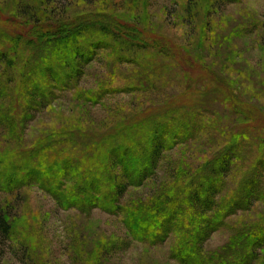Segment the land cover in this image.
Listing matches in <instances>:
<instances>
[{
    "label": "rangeland",
    "instance_id": "1",
    "mask_svg": "<svg viewBox=\"0 0 264 264\" xmlns=\"http://www.w3.org/2000/svg\"><path fill=\"white\" fill-rule=\"evenodd\" d=\"M105 15L120 25L116 28L119 35L157 41L166 48H129L119 44L117 37L93 30L74 36L73 43L84 48L101 38L109 44L95 46V56L81 63L73 52L68 53L69 67L56 57L66 49L65 40L55 39L56 35L47 40L23 34L33 27L45 33ZM0 17L7 21H1L8 27L1 28L3 35H17V29L25 35L19 56L28 44L24 62L16 70L0 63V83L9 88L0 99V109L11 116L12 124H0V168L1 161L38 167L41 159L44 166L53 168L47 157L55 156L60 162L76 158L85 164L96 163L102 141L96 133L113 135L115 124L137 120L147 109L167 105L189 88L196 89L193 102L182 106L198 113L197 120L188 125L199 128L192 135L186 131L179 136L142 185L127 188L116 212L94 206L62 207L36 182L11 187L0 183V218L10 226L9 235L0 231V264H183L171 256L179 234L171 232L157 244L136 239L126 225L128 209L176 189L179 175L186 170L189 174L201 171L213 155L231 158L224 185L216 195L218 208L225 213L224 205L236 194L245 196L239 188L242 177L264 160V0H0ZM131 26L138 30H129ZM14 40L2 39L0 45L11 58H16ZM50 48L56 53L44 54ZM194 58L195 65H200L195 76L187 72ZM46 65L62 66L68 86L58 88L59 82L42 70ZM153 66L159 67L149 69ZM216 79L223 80L245 107L229 106L214 85ZM37 82L49 92L37 104H30L24 87ZM253 119L258 125L250 132L245 127ZM236 135L242 142L237 150H228L229 140ZM44 142L51 148L42 151ZM258 171L262 185L258 195L253 193L251 206L226 216L203 241L208 260L217 257L235 236L264 226V169ZM241 249L237 255L244 257ZM254 253L252 264H264V247Z\"/></svg>",
    "mask_w": 264,
    "mask_h": 264
},
{
    "label": "trees",
    "instance_id": "2",
    "mask_svg": "<svg viewBox=\"0 0 264 264\" xmlns=\"http://www.w3.org/2000/svg\"><path fill=\"white\" fill-rule=\"evenodd\" d=\"M106 16L99 19L92 17L84 22L66 24L58 30L53 27L45 33H40L38 27H33V29L23 34H27L30 37H45L47 40L54 38L56 35L55 39L65 40L63 43H66V49L58 52L56 57H58L57 61L61 60L63 63H68L67 66L69 67L71 65L68 62L70 60L68 53L73 52L77 61L81 63L82 61L91 60L95 56L97 53V47L95 46H106L109 44L105 43L106 41L101 38L95 39L94 42L84 48H80L79 45L73 43L74 36L86 32L89 34L93 30L100 31L106 37H117L119 44L122 46L128 45L129 48L154 47L161 50L166 48L158 46L156 44L157 41L149 42L145 38L135 41L130 34L119 35L120 31H117L116 28L119 29L120 25L110 19H106ZM1 21L7 23L6 19L3 20L0 17V45L3 44L2 39L11 41L15 37L13 53L16 58H11L8 55L9 53L7 54L6 51L0 50V63H6L8 70H16L24 62V54H27L28 44L24 46L26 52L23 51L22 55L19 56L18 53H21V38L25 35H22L18 29L14 31L17 35L10 34L11 37L8 34L3 35L2 29L8 27L6 25L3 26ZM128 29L131 31L138 30L135 26L128 27ZM24 44L25 42L22 45ZM48 46L53 48L50 44ZM6 49L8 50V48ZM50 50L44 54L51 53L53 55L56 53L51 48ZM194 59L193 61L196 62H193V65H187V72L195 76L197 75L195 70L200 65H195L197 59ZM78 66L79 63L77 64ZM158 67L153 66L149 67V69ZM61 69H63L62 66L54 69L51 65H46L42 69L49 74L52 80L54 79L53 81L59 82L58 85L60 86L58 88L68 86L67 81L63 78L67 74ZM39 70L37 68V71ZM21 77L26 81L24 73ZM3 85L0 83V99L9 90L8 86L4 89ZM214 85L217 86L219 93L228 99L229 106L240 110L245 107L232 94L230 87L225 85L223 80L216 79ZM189 89L172 98L173 102L171 101L167 105H161L156 109H147L145 111L146 114L137 120L115 124L117 132L113 135H109L106 131L96 133L97 137L102 139L96 150L98 151L96 163L92 161L90 164H85L82 160H79L82 163L81 165L76 158L60 162L57 156L53 157L52 160L47 157V160L51 161L53 168L44 166L42 164L44 159H41L38 167H30L28 163H18L13 166L1 161L4 165L0 168L2 169L0 170V183L11 187L20 183L22 185L36 182L53 195L62 207L76 206L82 209L85 206H94L105 211L116 212L121 209L120 203L127 188L129 186L142 185L148 177L153 175L162 153L166 149L172 148V145L179 141V136L183 137L187 133L186 131H191L188 134L192 135V131L197 132L199 130V128L191 124L188 125L189 121L197 120L198 113L191 110L189 112L185 106H182L183 102H186L187 105L193 102L191 98H193L192 95L195 94L196 89ZM24 91V97L30 104H37V100L40 97L47 96L49 92L47 88L45 89L38 82L33 83L32 87L25 86ZM8 117L11 116L0 109V124L9 123L12 125L10 123L11 119L9 120ZM174 123L175 126L173 125ZM256 125L258 124L254 120L249 126L246 125L245 128H248L250 132H254ZM179 126L182 127L180 128ZM118 136L128 145L117 142ZM241 138L236 135L229 140L228 150H237L238 145L242 142ZM43 145L46 148L44 147L42 151L51 148L49 142L48 144L44 142ZM217 159L219 160L217 161ZM230 161L231 158L229 156L225 155L219 158L213 155L204 161L201 171L189 174L186 170L179 175L175 180L174 186H176V189H167L163 194L160 193L154 196L153 200L128 209L130 215L126 219V225L132 236L141 241L157 244L160 241H164L171 232L178 233V243L173 248L171 256L183 264H213V258H215L214 264H252L256 257L254 252L258 248L264 247V226H257L251 231L244 232L243 235L235 236L231 243L218 253L217 257H211L212 260L206 258L207 255H205L206 253H204L202 248L203 241L210 232L216 230L224 223L226 216L240 208L246 209L250 207L252 204L250 199L253 193L258 195L260 192L262 181L258 168L261 171L264 169V160L258 162L257 165H253V170L246 172L240 181V192L242 193L243 191L245 193L247 197L246 203L243 202L245 196L238 193L232 201L224 205L225 208H223L226 211L222 213V210L218 208L216 195L224 185V176L225 172L230 168ZM84 166H88L86 167L87 169ZM68 183L71 185H68ZM256 198L261 197L259 195ZM204 224H206L205 227ZM0 231L3 235L10 234V226L4 217L0 218ZM239 248L245 251L242 252L243 255L241 254L244 257L237 255V249Z\"/></svg>",
    "mask_w": 264,
    "mask_h": 264
}]
</instances>
